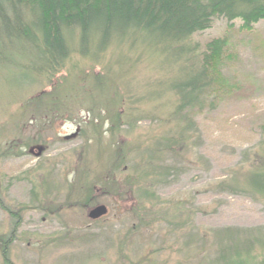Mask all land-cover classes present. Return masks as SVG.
Masks as SVG:
<instances>
[{
	"label": "rangeland",
	"instance_id": "374dc122",
	"mask_svg": "<svg viewBox=\"0 0 264 264\" xmlns=\"http://www.w3.org/2000/svg\"><path fill=\"white\" fill-rule=\"evenodd\" d=\"M220 38L227 45L215 83L185 113L189 139L170 150L164 143L154 152L164 138L184 140L171 116L178 97L167 89L175 72L152 68L144 52L112 49L100 67L72 55L50 81L0 69V243L11 264H217L214 231L224 229L257 240L232 264H264V192L250 193L246 177L264 157V21L245 31L217 18L190 43L199 57ZM124 56L131 64L120 72ZM109 78L118 96L97 89ZM15 145L21 154H3ZM120 151L129 154L115 180L139 174L153 195L144 210L127 188L94 186ZM98 205L107 214L90 220Z\"/></svg>",
	"mask_w": 264,
	"mask_h": 264
},
{
	"label": "trees",
	"instance_id": "16d2710c",
	"mask_svg": "<svg viewBox=\"0 0 264 264\" xmlns=\"http://www.w3.org/2000/svg\"><path fill=\"white\" fill-rule=\"evenodd\" d=\"M217 18L226 20L229 25L239 21L242 30L250 31L255 24L264 21V0H0V69L17 68L23 81L32 80L33 76H44L50 81L64 70L72 55L100 67L107 53L112 55V49L144 52L150 64H157V69L169 65V69L175 72V78L167 84V89L178 97L171 116L174 117L176 134H183L178 138L184 140L179 142L171 136L157 142L156 150L153 148L155 152L157 147L166 143L169 149L164 150H170L189 139L184 134L192 130L193 124L187 121L185 113L194 106L200 92L215 83L214 75L222 67L226 39L208 42L199 56L198 66L195 63V59H199L198 46L190 43L193 35L209 30ZM118 64L122 69L131 64V59L124 56ZM120 72H124L123 69ZM112 79H98L97 89L103 93L113 91L118 96L117 85ZM157 93L158 90L150 97ZM120 127L118 125L115 131ZM109 131H113L112 127ZM9 147L4 155L21 154H12L17 149L16 145ZM37 148L39 146L34 145L28 152ZM153 150L144 157H150ZM125 156L124 151H120L118 159L112 160L114 169L94 186L98 185L97 189L102 193L114 187L119 190L127 188L135 193L132 203H137L136 210H144L145 202L153 195L139 185V174L128 173L121 183L115 180L119 162H125ZM258 157L262 162L256 161L246 177L250 193L263 195L264 157ZM157 169L163 173L168 170ZM88 190L90 192L91 188ZM89 198V194L84 195L83 203H87ZM242 233L236 229L214 231L217 240L215 263L225 264L231 257L229 261L232 264L233 256L241 251L249 254L257 240L255 236L240 239ZM1 242L3 264H11L6 255L7 242Z\"/></svg>",
	"mask_w": 264,
	"mask_h": 264
},
{
	"label": "water",
	"instance_id": "95a60500",
	"mask_svg": "<svg viewBox=\"0 0 264 264\" xmlns=\"http://www.w3.org/2000/svg\"><path fill=\"white\" fill-rule=\"evenodd\" d=\"M107 214V208L103 205L94 207L88 212L87 217L90 220H98Z\"/></svg>",
	"mask_w": 264,
	"mask_h": 264
}]
</instances>
